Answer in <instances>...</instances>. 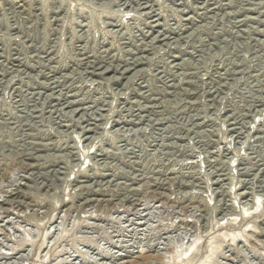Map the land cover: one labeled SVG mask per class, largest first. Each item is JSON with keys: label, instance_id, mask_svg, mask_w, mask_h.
<instances>
[{"label": "rangeland", "instance_id": "rangeland-1", "mask_svg": "<svg viewBox=\"0 0 264 264\" xmlns=\"http://www.w3.org/2000/svg\"><path fill=\"white\" fill-rule=\"evenodd\" d=\"M0 264H264V0H0Z\"/></svg>", "mask_w": 264, "mask_h": 264}, {"label": "bare ground", "instance_id": "bare-ground-1", "mask_svg": "<svg viewBox=\"0 0 264 264\" xmlns=\"http://www.w3.org/2000/svg\"><path fill=\"white\" fill-rule=\"evenodd\" d=\"M212 252H214V253L217 252V249L213 250Z\"/></svg>", "mask_w": 264, "mask_h": 264}]
</instances>
